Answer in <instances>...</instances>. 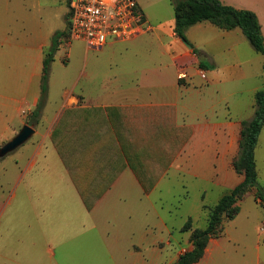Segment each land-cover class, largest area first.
Segmentation results:
<instances>
[{"label":"crops","instance_id":"0c3cea01","mask_svg":"<svg viewBox=\"0 0 264 264\" xmlns=\"http://www.w3.org/2000/svg\"><path fill=\"white\" fill-rule=\"evenodd\" d=\"M256 14L264 36L260 14ZM144 18L148 23L145 14ZM13 22L18 23L19 31H0V139L29 124L38 105L52 37L65 30L49 28L42 20H37L32 30V19L27 17ZM6 23V18L0 17V30ZM174 25L171 31L156 27L129 41H110L97 51H113L112 46L118 43L131 46L152 40L159 44L162 55L169 56L171 67H126L119 73L108 65L96 75L102 79L100 84L95 83L91 70L87 89L66 96L63 111L43 133L50 144L35 147L34 157L42 154L44 159L28 161L22 175L13 182L11 196L4 200L0 193V264H60L57 248L63 246V237L58 238L57 232L63 218L60 226L52 225L50 232L56 239L53 247L47 223L52 207L47 201L66 199L75 204L67 223L86 228L91 222L108 223L115 214L114 206L117 208L121 201L122 208L129 200L142 206L171 179L183 185L186 196L191 185H211L219 191L214 205L243 181L230 158L239 154L242 122L251 120L254 113L246 116L238 112L241 92L235 82L242 72L240 65L232 61L222 67L218 59L227 56L238 61L237 48L247 38L240 28L225 31L204 21L188 28L189 46L176 36ZM195 31L214 37L199 41ZM164 38L171 40L170 48ZM125 52L137 55L136 49L126 48ZM201 64L207 79L204 86L198 87L195 76H199ZM257 91L253 90L254 101L250 104L254 111ZM42 119L43 112L37 122L29 124L35 134ZM21 183L22 194L17 193ZM201 193L204 199L208 190ZM19 195L23 206L12 207ZM165 229L169 244L172 233L167 226ZM113 232L115 238L106 242V253L110 261L120 263L118 250L124 242L119 240L118 231ZM226 238L235 241L225 229L222 237L210 240L197 264H223V260L224 264H248L247 260L254 264L250 258L239 261V257L223 256ZM129 247L125 253L135 255L139 246Z\"/></svg>","mask_w":264,"mask_h":264},{"label":"rangeland","instance_id":"374dc122","mask_svg":"<svg viewBox=\"0 0 264 264\" xmlns=\"http://www.w3.org/2000/svg\"><path fill=\"white\" fill-rule=\"evenodd\" d=\"M137 1L151 26V31L156 27L171 31L175 20L174 6L180 0ZM223 1L224 4L238 9L258 12L264 26V0ZM69 8L70 0H0V17L6 18L7 21L6 24L1 25L0 31L3 33V31L14 30V28L19 31L18 23L15 22V24L13 21L24 17L32 19V25H30L32 30L33 24L37 20H42L49 28L55 26V28L64 30L67 27ZM196 32L199 41L214 37L212 33L203 36L198 31ZM164 41L167 43V48L172 46L170 39L164 38ZM72 43L70 49L62 39V44L55 52L54 60L48 69L47 90L43 94L42 85L41 90H39L38 105L42 101L44 119L37 126L36 134L17 150L0 159V193L3 194L4 200L11 196L15 190L13 182L22 175L28 161L33 158L36 160L44 159L42 154H37L34 157L36 154L35 147L40 144H45L44 146L50 144L49 141L43 139V133L46 132L55 116L63 111L66 96L72 93L77 95L87 89L89 71L92 70L95 76H98L99 73H103L104 68L108 65L113 67V71L119 73H122L120 70L126 67H164L171 65L169 56L162 55L159 52V44L152 40H142L131 46L127 43L114 44L112 50H116V53L111 50L108 51L109 49L104 52L91 49L87 51L85 43L79 41ZM126 48L129 50L136 49L137 55H128L125 52ZM67 49H70L69 56H65ZM237 49L239 50L238 61H235V57L221 56L218 63L222 67L231 65L232 61L234 64L240 65L242 72L238 81L235 82L241 92L240 98H238V112L240 115L252 116L254 105L251 110L250 104L254 101L253 90H264L263 56L254 49L248 40L240 43ZM97 76L95 83L98 85L102 79H98ZM195 81L198 87L205 85V80L200 76H195ZM29 99L32 100L33 95ZM20 130L17 129L13 135L1 138L0 148L15 137ZM43 151H45V147ZM235 156L230 158L231 165L237 158ZM256 162L258 184L264 189V127L256 149ZM38 169L39 167L36 170ZM20 185L17 193L22 194L24 193V183ZM211 187V185L205 184L191 185L189 194L186 196L183 185L171 179L170 183L162 184L150 199H145L142 206H138L137 202L133 203L129 200L122 208L124 202L121 201L117 208L114 206L115 214L109 218L108 223L103 221L101 224L97 221L92 224L93 222H91L86 228L69 226L67 223V220L71 221L70 218L73 217L75 204L72 205L66 199L47 201L52 207L48 209L47 216L48 237L53 236L52 246L54 247L56 239L54 233L50 231L52 225L55 226L56 223L61 225L60 219L62 217L63 226L58 228L57 232L58 238L63 237V246L57 248V259L60 264H173L179 255L191 249L190 236L193 229H203L207 226L209 211L206 213L202 206L203 204L208 207L213 206L215 198L219 194L218 190H213ZM204 189L208 190V195L203 199L201 192ZM255 193L256 190L252 189L239 200L238 205L241 212L235 221H224V228L228 230L229 235L235 241L228 242L227 238L224 239L227 246L224 247L223 256L226 254L239 257V261L250 258L254 264H264V206L256 198ZM21 200L19 195L12 207H22ZM97 202L90 201L93 204H97ZM188 220L191 222V228L188 231H183L182 227L186 225ZM165 226L172 233L169 244V235ZM54 230L56 229L54 228ZM114 230L118 231L119 240L124 242L118 250L120 263L110 261L105 248L106 242L115 238ZM223 233L219 237L211 239L220 238ZM157 241L159 243H156ZM131 244L139 246L135 255L125 253L128 252ZM248 261L247 263L251 264ZM222 263L224 264V260Z\"/></svg>","mask_w":264,"mask_h":264},{"label":"trees","instance_id":"16d2710c","mask_svg":"<svg viewBox=\"0 0 264 264\" xmlns=\"http://www.w3.org/2000/svg\"><path fill=\"white\" fill-rule=\"evenodd\" d=\"M70 11L67 27L64 31H57L51 41L50 49L44 61L42 76V92L47 90L48 69L54 60V54L60 48L62 39L69 35ZM174 32L185 44L191 46L186 32L191 26L208 21L221 30L230 31L240 28L254 49L263 56L264 72V36L257 14L251 10L238 9L224 4L221 0H180L174 6ZM204 68V65H200ZM42 101L32 112L29 124L37 122L42 112ZM264 127V90L255 93V111L251 120L243 121L240 132L239 154L233 162L234 170L243 176V181L229 193L225 194L219 202L211 207L205 206L209 211L207 226L203 229H194L190 236L192 249L181 254L173 264H195L205 255L209 241L219 237L224 231V221L233 220L240 212L238 202L252 189L255 196L264 206V189L258 184L256 149L259 136ZM191 228L190 220L183 227V231Z\"/></svg>","mask_w":264,"mask_h":264},{"label":"built area","instance_id":"2783aa9c","mask_svg":"<svg viewBox=\"0 0 264 264\" xmlns=\"http://www.w3.org/2000/svg\"><path fill=\"white\" fill-rule=\"evenodd\" d=\"M69 11V35L64 39L69 48L81 41L98 51L110 41H129L151 30L137 0H70ZM198 74L207 79L205 69L199 68Z\"/></svg>","mask_w":264,"mask_h":264},{"label":"water","instance_id":"95a60500","mask_svg":"<svg viewBox=\"0 0 264 264\" xmlns=\"http://www.w3.org/2000/svg\"><path fill=\"white\" fill-rule=\"evenodd\" d=\"M34 134L35 130L31 125H24L15 137H13L0 148V159H3L8 154L14 152L19 147L24 145Z\"/></svg>","mask_w":264,"mask_h":264}]
</instances>
